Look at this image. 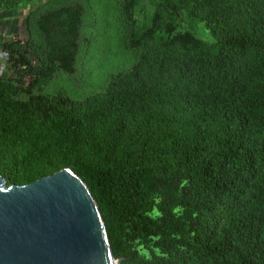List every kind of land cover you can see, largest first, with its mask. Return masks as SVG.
<instances>
[{"label": "trees", "instance_id": "16d2710c", "mask_svg": "<svg viewBox=\"0 0 264 264\" xmlns=\"http://www.w3.org/2000/svg\"><path fill=\"white\" fill-rule=\"evenodd\" d=\"M30 1L0 0V20ZM151 1L202 21L215 53L206 55L192 31L169 26L168 44L198 55L179 63L180 79L169 66L134 67L83 99L50 96L41 92L56 73H75L82 8L40 14L45 67L27 87L0 79L1 97L29 98L23 126L0 131V176L25 185L71 169L95 199L120 264H264V0ZM139 4L123 5L133 49L163 20L156 10L135 26ZM241 51L250 59L236 63ZM21 57L10 54L11 71L27 62ZM141 113H152L162 133L140 130ZM22 158L38 165L34 173L19 174ZM180 191L182 213L155 216Z\"/></svg>", "mask_w": 264, "mask_h": 264}, {"label": "rangeland", "instance_id": "374dc122", "mask_svg": "<svg viewBox=\"0 0 264 264\" xmlns=\"http://www.w3.org/2000/svg\"><path fill=\"white\" fill-rule=\"evenodd\" d=\"M181 3L187 0H180ZM66 5H80L82 8V27L75 56V73L64 71L56 73L53 80L43 89L42 94L54 96L62 91L71 99H83L105 90L110 75L121 71H131L140 67L145 73L151 68H167L178 79L181 78L179 63L185 60H196L197 53L185 52L181 48L168 44L169 26L176 33L192 31L204 44L206 55L212 56L211 49L216 45L210 30L200 20L190 21L186 10L177 13L158 6L151 0H140L135 9V26H144L148 18L157 10L162 15V23L154 38L141 48L129 46L131 24L124 14V0H32L21 3L9 17L0 20V79H9L17 86L27 87L36 71L46 65L44 40L37 28L36 20L40 14ZM21 61L26 56L27 62L15 71H11L10 54ZM252 57V56H251ZM23 59V58H22ZM250 55L241 51L236 63H244ZM187 67L194 69L191 63ZM9 74V75H8ZM29 98H13L0 95V131L3 128L23 126L24 108ZM140 130L146 129L152 135L162 133V125L152 113L138 115ZM27 152V151H26ZM22 158L19 174L34 173L38 165L28 166ZM7 185L10 184L7 182ZM182 192H178L171 204L155 211V216L167 215L170 212L182 213ZM181 204V205H180ZM157 254L159 252L155 250ZM147 259L151 254L142 252Z\"/></svg>", "mask_w": 264, "mask_h": 264}, {"label": "water", "instance_id": "95a60500", "mask_svg": "<svg viewBox=\"0 0 264 264\" xmlns=\"http://www.w3.org/2000/svg\"><path fill=\"white\" fill-rule=\"evenodd\" d=\"M89 188L66 168L25 185L0 176V264H120Z\"/></svg>", "mask_w": 264, "mask_h": 264}]
</instances>
